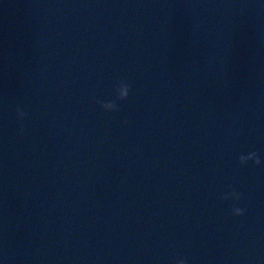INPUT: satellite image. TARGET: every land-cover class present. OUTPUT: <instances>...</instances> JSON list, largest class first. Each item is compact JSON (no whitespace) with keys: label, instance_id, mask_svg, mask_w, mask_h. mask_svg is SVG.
<instances>
[{"label":"water","instance_id":"95a60500","mask_svg":"<svg viewBox=\"0 0 264 264\" xmlns=\"http://www.w3.org/2000/svg\"><path fill=\"white\" fill-rule=\"evenodd\" d=\"M252 151L264 0H0V264H264Z\"/></svg>","mask_w":264,"mask_h":264},{"label":"clouds","instance_id":"9594fccd","mask_svg":"<svg viewBox=\"0 0 264 264\" xmlns=\"http://www.w3.org/2000/svg\"><path fill=\"white\" fill-rule=\"evenodd\" d=\"M116 95L117 99L120 101L127 100L129 97V94L131 92V84L128 83L126 80H121L119 83V86L116 88ZM100 108H102L106 112H115L118 111V104L115 100L113 101H97ZM18 118L23 121L26 117V113L19 107L16 109ZM21 131H24L23 124L21 125ZM239 164L242 167H246L249 165V163L253 164L256 167H260L264 165V161L260 158L259 154L255 151L249 152L247 154H241L239 156ZM243 196V193L237 192L234 189L230 190L227 194H224L221 198L224 200L233 199L237 203L241 200ZM232 215L235 217H242L245 215L246 209L242 207H233L231 209ZM176 264H188L187 259L184 257H179L176 260Z\"/></svg>","mask_w":264,"mask_h":264}]
</instances>
